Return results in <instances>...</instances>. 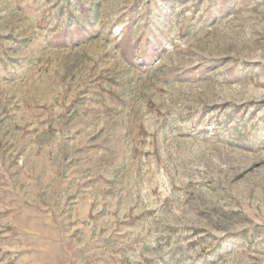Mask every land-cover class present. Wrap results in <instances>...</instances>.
Segmentation results:
<instances>
[{
	"label": "rangeland",
	"instance_id": "obj_1",
	"mask_svg": "<svg viewBox=\"0 0 264 264\" xmlns=\"http://www.w3.org/2000/svg\"><path fill=\"white\" fill-rule=\"evenodd\" d=\"M0 264H264V0H0Z\"/></svg>",
	"mask_w": 264,
	"mask_h": 264
}]
</instances>
